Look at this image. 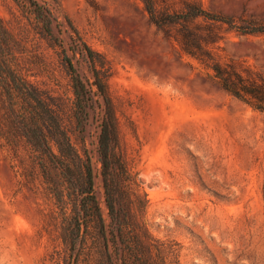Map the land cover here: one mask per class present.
<instances>
[{"label":"rangeland","instance_id":"rangeland-1","mask_svg":"<svg viewBox=\"0 0 264 264\" xmlns=\"http://www.w3.org/2000/svg\"><path fill=\"white\" fill-rule=\"evenodd\" d=\"M153 3L160 16L194 4L234 25L199 17L161 28L144 0H0V18L13 37L16 68L91 157L108 232L99 151L107 106L96 74L137 182L134 216L153 250L170 264H264V112L226 91L184 44L192 33L207 41L205 50L193 48L197 54L212 52L264 79V33L242 31L264 25V0ZM72 69L90 93L83 130ZM58 172L41 165L11 122L0 82V264H108L98 226L83 225L70 243L75 204ZM116 206H124L120 196Z\"/></svg>","mask_w":264,"mask_h":264},{"label":"trees","instance_id":"trees-1","mask_svg":"<svg viewBox=\"0 0 264 264\" xmlns=\"http://www.w3.org/2000/svg\"><path fill=\"white\" fill-rule=\"evenodd\" d=\"M144 1L152 20L161 28L174 25L188 27L199 17L214 23H227L231 27L234 25L232 17L210 13L194 4L189 5L183 12H166L160 16L153 0ZM242 31L264 33V25L244 28ZM185 40V50L202 63L209 65L226 91L264 112V79L252 71L244 74L235 64H221L215 60L212 52L202 51L197 54L193 51V48L205 50L201 47V42L206 41L205 39H198L191 33ZM12 41L10 31L0 18V82L5 96V109L41 165L45 169L50 166L59 171L58 173L68 183L67 187L75 204L69 226L72 246L83 225L86 231L98 226L105 239L104 257L108 264H170L162 251L153 250V245L148 239L151 237L141 234L135 219L133 196L137 194V182L119 146L116 117L106 84L96 74L98 90L107 106V116L99 136V151L106 202L113 223L110 232L104 223L95 193L91 157L87 151H81L76 147L57 111L16 68ZM85 48L92 57L94 51L88 46ZM70 66L72 68V63ZM72 72L75 117L78 127L81 126L83 130L85 119L89 116L90 93L80 75L75 73L74 69ZM118 196L124 200V206L120 209L116 206Z\"/></svg>","mask_w":264,"mask_h":264}]
</instances>
